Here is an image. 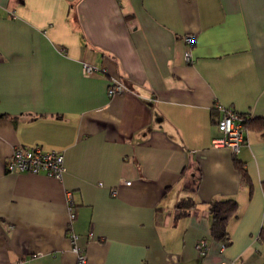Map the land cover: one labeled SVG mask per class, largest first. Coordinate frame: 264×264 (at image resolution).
Segmentation results:
<instances>
[{"label": "crops", "instance_id": "obj_1", "mask_svg": "<svg viewBox=\"0 0 264 264\" xmlns=\"http://www.w3.org/2000/svg\"><path fill=\"white\" fill-rule=\"evenodd\" d=\"M218 105L264 118V0H0V264H78L70 231L84 264H264V125L245 127L243 182L212 147ZM34 146L63 154L61 179L6 171Z\"/></svg>", "mask_w": 264, "mask_h": 264}, {"label": "built area", "instance_id": "obj_2", "mask_svg": "<svg viewBox=\"0 0 264 264\" xmlns=\"http://www.w3.org/2000/svg\"><path fill=\"white\" fill-rule=\"evenodd\" d=\"M183 42L187 46H192L194 37L191 34H186L182 37ZM185 62H191V53L189 51L184 53ZM83 76L88 77L98 71L97 67L82 62ZM124 88L120 84L109 87V95L123 92ZM220 116L218 118L217 129L220 131L218 137L212 139V147L215 149L227 148L232 154L237 155L245 143V126L244 119L238 115L232 108H225L220 105L216 107ZM9 158L6 161V171L17 174L29 173L38 174L44 173L53 178L61 179L63 176L64 162L63 154L59 151H46L42 150L39 146L32 148L15 147L11 151ZM69 206L72 203L70 193ZM74 218V214H70V220ZM70 231V230H69ZM77 235L70 231L68 239L71 243V251L77 256L78 264H84L87 255L85 251L77 243ZM194 248L198 255L204 256L207 252V243L205 239L198 241Z\"/></svg>", "mask_w": 264, "mask_h": 264}, {"label": "trees", "instance_id": "obj_3", "mask_svg": "<svg viewBox=\"0 0 264 264\" xmlns=\"http://www.w3.org/2000/svg\"><path fill=\"white\" fill-rule=\"evenodd\" d=\"M238 115L244 119V126L247 127L253 123H258L264 125V118H252L247 114L241 113ZM218 123V122H217ZM234 166L241 177L243 182H249V177L246 172L244 162L234 154ZM264 191V182L262 185ZM179 206L177 209L179 213L177 215L184 216L188 213V210L194 208L196 203H194L190 198L182 199L178 202ZM208 214L211 217V227H210V237L222 242L223 246H228L230 244L229 236V223L239 216V204L236 199L232 198H222V200H211L208 204ZM258 241L264 245V225L258 231Z\"/></svg>", "mask_w": 264, "mask_h": 264}]
</instances>
